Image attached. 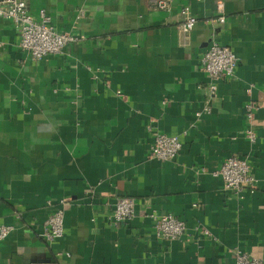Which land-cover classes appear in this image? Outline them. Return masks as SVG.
Returning a JSON list of instances; mask_svg holds the SVG:
<instances>
[{"label": "crops", "instance_id": "obj_1", "mask_svg": "<svg viewBox=\"0 0 264 264\" xmlns=\"http://www.w3.org/2000/svg\"><path fill=\"white\" fill-rule=\"evenodd\" d=\"M26 1L84 37L34 59L0 17V264H236V248L264 264V0ZM186 5L198 18L188 34ZM215 39L238 65L213 93L201 59ZM155 132L180 137L176 158L151 156ZM233 154L252 164L257 191L231 193L214 175ZM118 196L136 206L115 225ZM59 209L65 232L49 243ZM164 213L184 235L156 236Z\"/></svg>", "mask_w": 264, "mask_h": 264}, {"label": "built area", "instance_id": "obj_2", "mask_svg": "<svg viewBox=\"0 0 264 264\" xmlns=\"http://www.w3.org/2000/svg\"><path fill=\"white\" fill-rule=\"evenodd\" d=\"M172 2L173 0H150V6L154 9L166 10L171 8ZM182 12L185 14L186 20L182 23L181 29L184 34H188L195 27L198 18L191 12L188 5L182 7ZM79 15L78 18L83 16L84 11ZM0 17L13 22L20 35V47L34 59H41L49 54H61L68 44L77 42L84 37L75 33L59 31L53 24L52 17L44 9L40 10L39 16L36 18L30 13L26 0H0ZM217 21L224 23L226 17H220ZM237 65L238 58L231 46L216 39L212 40L201 59V67L211 79L210 90L213 93L217 89L216 80L235 76ZM254 110V104L248 102L245 107L246 134L252 141L256 140L252 124ZM182 146L183 143L179 136L155 132L150 154L153 158L162 161L171 160L179 155ZM214 175L222 178L225 190L231 193L240 195L245 190L253 193L259 189L252 164L247 157L237 154L229 156L214 172ZM135 206L134 197L118 196L113 204L112 222L117 225L131 220L135 214ZM64 219V209L57 210L47 218L43 236L49 243L64 235ZM153 221L156 236L163 240L180 238L186 231V222L173 213L156 214ZM9 232V226H1L0 241L4 240ZM235 263L260 264V260L251 258L247 252L236 248Z\"/></svg>", "mask_w": 264, "mask_h": 264}]
</instances>
